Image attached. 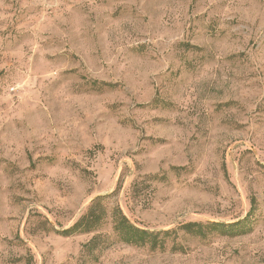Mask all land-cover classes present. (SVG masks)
I'll use <instances>...</instances> for the list:
<instances>
[{"label": "rangeland", "instance_id": "obj_1", "mask_svg": "<svg viewBox=\"0 0 264 264\" xmlns=\"http://www.w3.org/2000/svg\"><path fill=\"white\" fill-rule=\"evenodd\" d=\"M0 264H264V0H0Z\"/></svg>", "mask_w": 264, "mask_h": 264}, {"label": "trees", "instance_id": "obj_2", "mask_svg": "<svg viewBox=\"0 0 264 264\" xmlns=\"http://www.w3.org/2000/svg\"><path fill=\"white\" fill-rule=\"evenodd\" d=\"M111 86L109 84H103ZM102 197L96 198L90 206L87 213H85L74 225L63 230L62 235L73 236L76 234H86L93 232L103 221L106 212L102 205ZM113 231L121 242L134 246H144L151 244L153 247L162 246L166 237L171 234L169 231H150L140 228L132 223L121 210L113 213ZM250 218H245L242 221L232 224L226 223H208L198 224L189 223L183 226L189 233L205 236L206 230L210 232H218L228 236L245 235L252 231L253 226ZM96 238L87 245L91 247Z\"/></svg>", "mask_w": 264, "mask_h": 264}]
</instances>
